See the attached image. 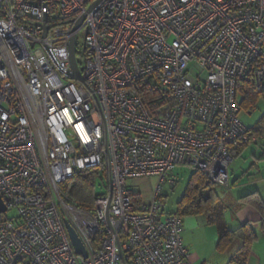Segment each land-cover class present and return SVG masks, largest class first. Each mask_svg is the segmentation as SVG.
<instances>
[{
  "label": "built area",
  "instance_id": "2783aa9c",
  "mask_svg": "<svg viewBox=\"0 0 264 264\" xmlns=\"http://www.w3.org/2000/svg\"><path fill=\"white\" fill-rule=\"evenodd\" d=\"M246 88L264 90V0H0V264H189L162 188L177 167L228 187L233 151L257 142ZM103 163L90 214L61 185ZM145 178L151 202L128 185Z\"/></svg>",
  "mask_w": 264,
  "mask_h": 264
},
{
  "label": "trees",
  "instance_id": "16d2710c",
  "mask_svg": "<svg viewBox=\"0 0 264 264\" xmlns=\"http://www.w3.org/2000/svg\"><path fill=\"white\" fill-rule=\"evenodd\" d=\"M242 95L243 99L239 103V109L244 107L251 112L256 99L258 97L264 98V90L261 93H255L250 88H246L242 92ZM249 129L257 137V142L253 143V145H258L261 140H264V114L255 124L254 128ZM246 147L241 146L239 149L233 151V158L235 159ZM105 184L107 185L108 182L106 166L103 163L97 168L75 171L73 178L61 185V190L71 204L92 214L94 213V200L105 194V192L97 194L96 187L105 186ZM238 201L242 204L248 203L253 205L264 216L263 205L256 193L253 192L252 194L242 196ZM137 202H140V200H137ZM225 214L226 207L220 198L217 186L201 173L193 170L186 189L176 204V210L173 215L180 218L203 217L207 225H212L217 230L218 239L216 248L219 252L228 251L234 241L239 240L241 246L230 259L229 264H247L257 237L249 224L240 225L235 230L228 229L225 223ZM261 231L264 233V217L261 223ZM100 237L98 235L96 240ZM122 239L121 237L120 240Z\"/></svg>",
  "mask_w": 264,
  "mask_h": 264
},
{
  "label": "crops",
  "instance_id": "0c3cea01",
  "mask_svg": "<svg viewBox=\"0 0 264 264\" xmlns=\"http://www.w3.org/2000/svg\"><path fill=\"white\" fill-rule=\"evenodd\" d=\"M245 152L244 148L235 159L243 158ZM263 158L264 154L259 159ZM246 160L245 163L247 162L249 166L244 167L245 169L243 167L232 169L228 177V187L220 188L218 193L226 207L227 228L235 230L240 225L249 224L257 237L247 264H264V233L261 231L263 213L251 204H242L238 201L240 197L254 192L264 208V162L261 165L257 164L259 160L255 159L254 155H251L252 162ZM181 236L183 245L188 250L189 264H229L241 246V242L235 240L228 251L219 252L216 248L217 230L214 226L207 225L203 217L182 218Z\"/></svg>",
  "mask_w": 264,
  "mask_h": 264
},
{
  "label": "rangeland",
  "instance_id": "374dc122",
  "mask_svg": "<svg viewBox=\"0 0 264 264\" xmlns=\"http://www.w3.org/2000/svg\"><path fill=\"white\" fill-rule=\"evenodd\" d=\"M76 43L78 45V53L81 54L83 51V41L82 37L79 36L76 39ZM243 99V95L238 94L237 95V102L238 105L241 103ZM253 110L250 112L247 108H240L238 117L241 120V122L248 128H254L255 124L258 122V120L263 116L264 114V98L258 97L256 99V102L254 103ZM245 153L243 158L240 159H234L233 162L230 165V168L228 169V176H230V172L232 169L236 167H244L249 166L245 163L246 161H251V155L255 156V159L259 160L257 164L261 165L264 162L263 159H259L260 157H263L264 154V140H261L258 145L250 144L245 148ZM253 153V154H251ZM244 164V166H240ZM193 170L188 167H177L175 171L173 172V175H178L180 177L177 185L174 188H169L167 186H164L162 188V199L164 200V209L166 213H173L176 210V204L181 199L190 175L192 174ZM157 180L154 178H145V179H139L136 181H130L128 185L132 188L135 194H138L140 198L144 202H151L152 200V193L155 189ZM107 185H102L101 187H96V193L97 194H103L106 192ZM220 188L217 187V191L220 192ZM12 215V213H11Z\"/></svg>",
  "mask_w": 264,
  "mask_h": 264
},
{
  "label": "water",
  "instance_id": "95a60500",
  "mask_svg": "<svg viewBox=\"0 0 264 264\" xmlns=\"http://www.w3.org/2000/svg\"><path fill=\"white\" fill-rule=\"evenodd\" d=\"M45 21H46V15L44 13V16H43L44 24H45ZM81 23H82V18L74 25L73 31H76L80 27ZM42 29H43V37H45L46 31L48 30V28L43 25ZM74 41H75V38L72 37L69 43V62H70V67H71V73L69 74V78L71 80L81 82L82 81L81 75L77 67V64L75 62ZM5 211H6L5 206L0 197V214L5 213ZM64 224H65V228H66L67 234L69 236V239L71 241L74 251L76 252L77 255L82 256L85 259L86 252H85V249L81 241L79 240V238L77 237L73 229L69 226V224L67 222H65ZM121 261H122V264H125L122 256H121Z\"/></svg>",
  "mask_w": 264,
  "mask_h": 264
}]
</instances>
